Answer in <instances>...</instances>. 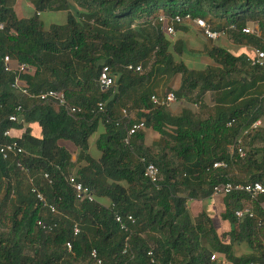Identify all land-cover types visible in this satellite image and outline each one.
<instances>
[{
  "label": "trees",
  "instance_id": "1",
  "mask_svg": "<svg viewBox=\"0 0 264 264\" xmlns=\"http://www.w3.org/2000/svg\"><path fill=\"white\" fill-rule=\"evenodd\" d=\"M17 1L0 0V144L16 142L24 150L26 172L0 155V264H96L92 251L100 264H131L133 255L135 264H151L150 251L154 264H216L212 255L228 264H264V250L258 252L253 242L264 228V196H225L221 218L234 229L222 235L205 212L193 219L187 209V200L211 196L220 183L264 185V152L257 159L244 149L246 140L251 147L264 137L262 128L245 134L255 121L264 122V65L251 67L250 56L213 46L207 51L210 66L188 67L187 59L198 58L166 32L171 17L189 16L264 52L263 37L241 32L249 25L264 32V0H24L33 7L24 20L14 12ZM45 13H62L64 22L47 26ZM181 26L173 24L176 32ZM5 57L13 72L5 71ZM18 65L28 68L18 74L21 88L34 95L62 91L81 112L71 115L21 95L13 88ZM103 67L114 78L106 91L97 84ZM174 75L180 77L177 97L172 92L176 99L201 105L207 93L210 99L216 93L231 108L207 118L184 113L189 127H179L178 119L151 103L158 96L155 83ZM128 104L135 115L120 120ZM11 115L23 123L9 122ZM139 121L145 130L125 144L128 128ZM148 130L160 136L157 152L144 145ZM93 138L97 160L89 154ZM238 141L243 158L231 154ZM216 162L227 168L212 172ZM146 164L159 171L156 185L144 177ZM71 174L92 192L93 202L76 201L66 183ZM246 202L255 217L238 222L234 213L248 207ZM116 216L133 218L134 224L126 223L128 233ZM242 244L252 254L238 258L233 248Z\"/></svg>",
  "mask_w": 264,
  "mask_h": 264
},
{
  "label": "built area",
  "instance_id": "2",
  "mask_svg": "<svg viewBox=\"0 0 264 264\" xmlns=\"http://www.w3.org/2000/svg\"><path fill=\"white\" fill-rule=\"evenodd\" d=\"M165 21V18L163 16H160L158 18V22L162 23ZM185 23H192L195 27H197L202 35L211 41H216L219 38L225 36L223 32H217L213 31L210 27L206 25L204 20L201 19H192L189 16H186L184 18H181L179 16H174L169 19V25L166 27V32L168 35L173 36L175 34L173 24L177 25H183ZM3 30V25L0 24V31ZM242 34L244 35H256V31H251L248 27L244 28L242 31ZM246 62L248 63L249 66L251 67H261L264 65V52L259 50V49H253V55L248 57L246 59ZM4 66H5V71L6 72H13L12 69L9 66V58L5 57L4 58ZM130 71H134L136 73H141L142 69L140 66H129L127 68ZM28 68L25 67L24 65H18L17 67V77L15 79L13 88L16 89L21 95L26 96L30 99H36L42 104H51L56 108H62L64 109L68 114H75V113H80L81 110L79 108H76L74 106H70L65 98V95L62 91H55V90H49L46 92H40L37 95L29 93V91L25 88H21L18 83V74L23 73L27 71ZM98 87L101 91H106L114 86V78L110 74V70L108 67H103L98 80H97ZM176 101V98L172 92L167 93L164 96H152L151 97V103L155 107H160L164 109H168L172 104H174ZM97 111L98 113H103L104 112V107L101 103L97 104ZM16 112H21V108L18 107L16 109ZM133 119V116L130 115V113L127 111V109H122L121 110V119L123 121H131ZM8 121L11 123H19L22 124L23 120L18 119L16 115H11L8 117ZM262 127V121L257 120L254 123L250 125L248 128V131H246L245 134L248 132H255L258 129ZM145 130V124L143 121H139L136 123H133L127 130V135L124 140L125 144H128L131 137L134 136L136 133L144 131ZM4 137L9 136V131H6L3 135ZM237 154L239 158H243L245 156L244 150L241 147L240 141L236 143L235 146H232L231 148V154ZM0 155L3 160H11L14 166L21 172H26L23 168L22 165V159L23 157L26 156V153L24 150L18 146L16 142L12 143H4L0 144ZM227 165L224 162H216L213 164L211 171H216V170H222L226 169ZM144 177L153 185H156L158 181L160 180L159 177V171L158 169L153 165V164H146L144 167ZM44 178L47 179V176L44 175ZM66 183L68 186L73 190V193L75 195V199L78 202H93L94 201V196L92 192L85 187L82 183H80L76 177L73 175H70L66 178ZM233 193H239V194H244L249 197L251 201H257L261 197L264 196V185L258 182L255 183H246V184H237V183H220L217 185H214L212 187L211 195L216 197V196H228ZM37 199L41 202H43V198L37 194L36 195ZM46 206V205H45ZM261 208L264 209L263 206ZM48 209L50 210L51 213L56 214V210L52 206H48ZM234 216L236 220L239 222L240 220L244 218H249L253 219L255 217L253 209L251 207H246L241 210H238L234 213ZM115 222L120 226V230L128 233V226L126 223L134 224V220L131 216H128L125 221L122 219L120 216L115 217ZM39 226H41V223H37ZM78 233L77 227L74 228V234ZM126 242H128V238L126 239ZM67 249L70 250L71 246L68 244ZM129 250L128 244L125 246V252ZM147 256L150 258V263L154 264V260L152 257V252H148ZM90 257L96 264H100L101 262L99 261L97 257V253L95 251H92L90 253ZM131 264L136 263V258L135 256H131ZM210 261L216 264H228L225 260H219L216 255H212L210 258Z\"/></svg>",
  "mask_w": 264,
  "mask_h": 264
},
{
  "label": "crops",
  "instance_id": "3",
  "mask_svg": "<svg viewBox=\"0 0 264 264\" xmlns=\"http://www.w3.org/2000/svg\"><path fill=\"white\" fill-rule=\"evenodd\" d=\"M16 6H17V4H15V6H14V12L17 16ZM32 10H33V7H32ZM21 20H24V19H21ZM181 27L183 28L182 31H180L182 34L180 35V32H179L177 39L180 41H183V43L185 44V49H186L187 53H190V55H194L195 58H198V59L189 60L190 63L186 64L187 66L192 65V67L194 69H197L199 67L205 68L206 66H210L212 64L211 60L207 57V51L209 48H211L213 46H215V47L218 46L220 48H224L228 52L233 54L235 57H240V56L248 57V56L253 55V49L254 48H252V45H247L246 43H241V44L235 43L232 40V38H230L228 36H223L216 41L208 40L202 35L201 31L197 27H195L192 23H185ZM254 31H256L257 37H263L264 36V32L262 33V31H260L256 26L254 27ZM263 31H264V28H263ZM193 37H194V40H190V39L187 40V38H193ZM225 37L229 38L230 41L228 42ZM263 42H264V40H263ZM235 44H237V45H243L244 44L245 46L243 47V49L241 51L239 49H238L239 51H236L237 49L235 50V48L238 46H235ZM244 48H245V51H243ZM193 49H195V50H193ZM192 51H195V53ZM178 78H179L178 80H179V87H180V77H178ZM155 91L157 92L158 90L155 89ZM157 95L163 96V94L162 95L157 94ZM208 96L209 95L207 93L202 98L203 102L201 101V105H205L204 109L208 112V115L207 116L198 115V118H207L208 116H211V115L213 116L217 109H220V108L224 109V107H225V109H229L232 106V104L228 101H226L225 103L218 102L220 97L216 93L213 94V96L210 100L207 99ZM205 99H207V101H209V102H206ZM174 107L175 106H172V110L170 111L171 114L169 113L173 118L177 117V115H178L177 109ZM141 112H143V111H141ZM16 134L17 133L15 132V130L11 131V135L15 136ZM36 134L39 135L40 133L36 132ZM94 143H95V140L93 138L90 140V143H89V154L94 160H97L99 158V154L97 153V151L95 149ZM159 143H160V136L158 134H155L149 130L145 131V140H144L145 147L154 148V151L157 152ZM75 161H76V155L73 154L72 155V162L75 163ZM72 173H74V172H72ZM71 175H73V174H71ZM261 206L264 207V201L261 203ZM190 208L193 209V213L197 212L195 218H197L201 212H205L212 222V215H211L212 211H214L215 209H218V208L221 209L220 218H221L222 214H224V212H225L224 197H222V196L214 197L211 195L209 197L199 198V199H195V200L189 199V200H187V209L189 210V213L191 214ZM195 218H193V219H195ZM221 220H222L223 224L228 223L227 226L224 228L225 230H223L221 225H219V227H220L219 230L217 228L215 229L213 222H212V225H213L215 231L217 232V234L222 235V234L230 233L234 229L233 225H230L229 222L224 221L222 218H221ZM243 246H244V244L234 246L233 251H234V255L236 257L240 258V257H244V256H249L252 254V252H251V253H247L248 255L246 254V255L238 256L237 250L239 247L241 249L244 248Z\"/></svg>",
  "mask_w": 264,
  "mask_h": 264
},
{
  "label": "rangeland",
  "instance_id": "4",
  "mask_svg": "<svg viewBox=\"0 0 264 264\" xmlns=\"http://www.w3.org/2000/svg\"><path fill=\"white\" fill-rule=\"evenodd\" d=\"M16 4H17V6H16L17 18H19V19H28V18L31 17V15L33 13V10H32V7L29 5L28 2H26L24 0H18ZM42 19L46 23L47 26H49L51 24H62L64 22V16H63L62 13H57V14H47V13H45L42 16ZM254 27L255 26H253V25H249L248 26V28L251 31H254ZM174 32H175V34L173 36H171V37L176 39V37L178 36L179 32H176L175 29H174ZM181 34L182 33L180 32V35ZM225 38H226V40L228 42L230 41L229 38H227V37H225ZM189 39L190 40H194V37L193 38H187V40H189ZM263 40H264V36H263ZM235 46H238V47L235 48V50L237 49L236 51H239V50L241 51L245 45L244 44L243 45L235 44ZM252 48L255 49L254 46H252ZM195 49H193V50H195ZM243 51H245V48H244ZM192 52L195 53V51H192ZM186 62H187L186 64L190 63L188 59H187ZM145 73H146V71L142 72V74H145ZM178 77L179 76H175L174 75V76H171V77L168 76V77H165V78H163L161 80H158L155 83L156 89L158 90L156 92V94L162 95V94H164L166 92H173L175 94V96L177 97V94L179 93V80H178L179 78ZM207 99L210 100V97L208 96ZM207 99H205L206 102H209V101H207ZM192 100H194V99H192ZM125 106L126 107L124 109H127V111H131L130 115L134 117L135 113L132 112L133 110H131L129 104L125 105ZM172 106H175L174 108L177 109L178 115H177V117H174V118L178 119V126L179 127H183V128H188L189 127L188 122L185 119L181 118L184 113H188L193 118L198 117V115H203V116H207L208 115V112L204 108H201L202 106L199 105L198 102H195V101L183 102V100L176 99L175 103L172 104ZM172 106H170L168 109H166L167 113H170V111L172 110ZM261 128H262L261 130L264 133V122L263 121H262V127ZM247 141L249 142L250 139L246 140L245 141L246 143L244 142L245 143L244 144V146H245L244 149H245L246 154L250 153L251 155H253L254 158L260 159V157L263 155V152H264V137H263V139L255 140L252 143L250 142L251 143V147L246 146L248 144ZM246 206L252 208L253 204H251L249 202H246ZM190 212H191V214H190L191 217L195 218L197 212L193 213V209H191V208H190ZM220 213H221V209H219V208L215 209L214 211L211 212L212 222H213V225H214L215 229L217 228L219 230L220 229L219 225H221L223 230H225L224 228L227 226L228 223L227 224H225V223L223 224V222H222V220L220 218ZM253 242H254V245H255L256 249L258 250V252L264 250V228H262L260 233L257 232V234L254 235ZM243 247L244 248H242V249L240 247L238 248V250H237V255L238 256L246 255L247 253H251L252 252V249H250L246 244H244Z\"/></svg>",
  "mask_w": 264,
  "mask_h": 264
}]
</instances>
